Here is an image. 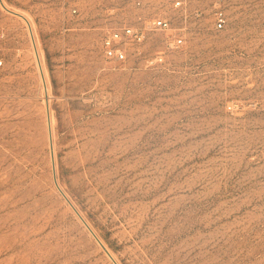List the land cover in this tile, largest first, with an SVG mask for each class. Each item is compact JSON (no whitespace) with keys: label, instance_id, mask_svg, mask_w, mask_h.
I'll return each mask as SVG.
<instances>
[{"label":"rangeland","instance_id":"obj_1","mask_svg":"<svg viewBox=\"0 0 264 264\" xmlns=\"http://www.w3.org/2000/svg\"><path fill=\"white\" fill-rule=\"evenodd\" d=\"M172 1L0 6V264H264V0Z\"/></svg>","mask_w":264,"mask_h":264},{"label":"built area","instance_id":"obj_2","mask_svg":"<svg viewBox=\"0 0 264 264\" xmlns=\"http://www.w3.org/2000/svg\"><path fill=\"white\" fill-rule=\"evenodd\" d=\"M203 0H173L172 7L178 10L184 16L193 4L199 3ZM214 14H215V29L222 30L226 27L227 18L226 12L223 8L222 0H213ZM74 14L77 9H73ZM199 13V11H195ZM138 26H130L120 29H115L108 32L103 38V48L109 58L114 59L116 62L125 63L133 55L141 54V46L147 41L151 34L155 32H169L172 30L171 21L163 15H156L153 17L138 16ZM185 44L184 36L176 31V34L168 35L167 48L169 50L178 49ZM132 46H136V52L132 53ZM156 62H162L163 57L155 59Z\"/></svg>","mask_w":264,"mask_h":264},{"label":"bare ground","instance_id":"obj_3","mask_svg":"<svg viewBox=\"0 0 264 264\" xmlns=\"http://www.w3.org/2000/svg\"><path fill=\"white\" fill-rule=\"evenodd\" d=\"M0 6L1 7H3V8H6L7 10H9L8 9V6L6 5V3L4 2V0H0ZM21 15V14H20ZM24 18L25 19H23L24 21H25V23L27 24V27H28V31H29V35L31 36V33H30V29H32L31 28V24H30V21L28 20V18H26L25 16H24ZM31 38H32V36H31ZM36 45V44H35ZM33 46H34V44H33ZM33 49H34V47H33ZM34 54H35V56L37 55L36 54V50L34 49ZM41 54V53H40ZM37 57V56H36ZM38 59V58H37ZM40 61V60H39ZM37 63H38V60H37ZM41 79H42V77H41ZM49 88V87H48ZM53 117V116H52ZM51 116H49V125H50V127H52V124H53V122H54V120H53V118H52ZM51 130V129H50ZM50 139V138H49Z\"/></svg>","mask_w":264,"mask_h":264},{"label":"water","instance_id":"obj_4","mask_svg":"<svg viewBox=\"0 0 264 264\" xmlns=\"http://www.w3.org/2000/svg\"><path fill=\"white\" fill-rule=\"evenodd\" d=\"M10 11V10H9ZM10 12H12V11H10ZM13 14H15V15H17V16H19V17H21V18H23V19H25L24 18V16H22V15H20V14H18V13H16V12H12ZM55 181H56V178H55ZM56 184H57V182H56ZM58 185V184H57ZM60 191H61V189H60ZM62 192V191H61ZM62 194H64L63 192H62ZM66 200L70 203V205H71V202L66 198ZM87 226V225H86ZM88 227V229H89V231L95 236V234L93 233V231L90 229V227L89 226H87ZM96 237V236H95ZM98 242L101 244V246L104 248V250L106 251V252H108L107 250H106V248L102 245V243L98 240Z\"/></svg>","mask_w":264,"mask_h":264}]
</instances>
